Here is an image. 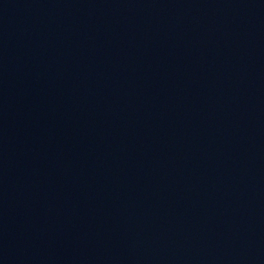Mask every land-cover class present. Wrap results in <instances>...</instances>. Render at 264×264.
I'll use <instances>...</instances> for the list:
<instances>
[{
    "label": "water",
    "instance_id": "obj_1",
    "mask_svg": "<svg viewBox=\"0 0 264 264\" xmlns=\"http://www.w3.org/2000/svg\"><path fill=\"white\" fill-rule=\"evenodd\" d=\"M0 264H264V0H0Z\"/></svg>",
    "mask_w": 264,
    "mask_h": 264
}]
</instances>
